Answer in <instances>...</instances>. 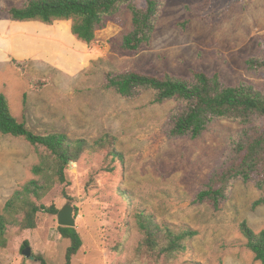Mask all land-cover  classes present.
Wrapping results in <instances>:
<instances>
[{
	"label": "rangeland",
	"instance_id": "1",
	"mask_svg": "<svg viewBox=\"0 0 264 264\" xmlns=\"http://www.w3.org/2000/svg\"><path fill=\"white\" fill-rule=\"evenodd\" d=\"M23 1L0 0V93L12 114L35 133L63 132L89 142L112 134L122 154L108 171L101 153L85 151L67 168L70 183L56 184L39 201L57 209L66 203L72 207L82 245L70 264L132 259L140 239L135 210L197 231L167 264H260L238 224L245 220L253 230H264V188L235 180L219 209L193 203L224 159L227 138L242 125L218 119L199 138L170 137L165 123L175 101L155 103L149 90L122 97L103 84L108 71L187 77L199 70L218 73L226 84L244 80L264 86V72L245 64L246 57L260 53L264 0H164L150 43L137 51L120 47L131 29L125 5L85 43L70 33L68 20H10L5 9ZM36 160L24 139L0 133V211L12 191L33 177L30 167ZM57 226L56 215L45 212L37 214L33 229L8 225L0 264H38V255L48 264H65L69 240L60 237ZM24 240L34 259L21 253Z\"/></svg>",
	"mask_w": 264,
	"mask_h": 264
},
{
	"label": "trees",
	"instance_id": "2",
	"mask_svg": "<svg viewBox=\"0 0 264 264\" xmlns=\"http://www.w3.org/2000/svg\"><path fill=\"white\" fill-rule=\"evenodd\" d=\"M163 2L142 0L137 6L134 0H24L19 5L7 7L5 12L10 20L17 22L50 24L55 20H68L70 33L77 40L89 43L94 39L95 31L104 25L106 17L125 5L131 12V29L122 35L120 47L137 51L150 43ZM186 23L180 24L185 26ZM259 45V54L245 58L246 67L254 72H264V39ZM21 63L14 62L17 66ZM103 86L122 97H135L149 90L155 103L175 101L165 123V131L170 137L199 138L218 119L236 120L242 125L227 138L225 157L195 193L194 204L206 203L214 210L219 209L235 180L264 188V86L256 87L244 80L226 84L218 73L207 74L199 70H191L187 77L167 72L153 76L134 70L108 71ZM0 133L24 139L37 154L36 162L30 167L33 177L12 191L0 211V243L8 225L33 229L39 212L57 214L58 209L53 204L46 206L39 201L56 184L70 183L67 168L85 151L101 153L108 171L113 169L111 162L122 159V154L114 147L116 137L109 133L89 142L84 138H71L63 132L29 130L12 114L2 93ZM133 218L140 239L133 258L121 264H167L184 251L197 234L188 225L175 226L158 221L143 210H135ZM238 228L254 259L264 264V230H253L245 220L239 222ZM57 231L60 237L69 240L65 264H70L82 245L81 237L74 227L57 226ZM27 245L28 241L24 240L21 250ZM36 258L38 264H48L41 255Z\"/></svg>",
	"mask_w": 264,
	"mask_h": 264
},
{
	"label": "water",
	"instance_id": "3",
	"mask_svg": "<svg viewBox=\"0 0 264 264\" xmlns=\"http://www.w3.org/2000/svg\"><path fill=\"white\" fill-rule=\"evenodd\" d=\"M57 217V224L58 226H65V227H74L75 226V220L72 215V207L69 203H66L64 206H62L60 209H58V212L56 214ZM21 253L25 257H29L30 259H34V255H32L31 247L29 245L25 246Z\"/></svg>",
	"mask_w": 264,
	"mask_h": 264
}]
</instances>
